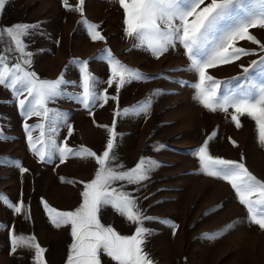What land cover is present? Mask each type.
I'll list each match as a JSON object with an SVG mask.
<instances>
[{
	"label": "rangeland",
	"instance_id": "1",
	"mask_svg": "<svg viewBox=\"0 0 264 264\" xmlns=\"http://www.w3.org/2000/svg\"><path fill=\"white\" fill-rule=\"evenodd\" d=\"M68 2L76 7L77 0ZM82 19L98 25L105 39L93 42L80 23ZM123 20V9L116 0H85L83 17L66 10L62 0H8L0 12V28L16 23L40 24L28 50L33 52L29 70L41 79L55 80L63 73L65 80L79 84V64L74 62L86 60L90 73L100 82L97 93L106 90L109 97L118 95V100L109 99L103 107L97 101L90 109L66 96L50 102L48 107L65 117L58 122L56 133L45 129L57 145L67 139L69 147H86L102 154L108 138L106 127L112 126L114 113L151 100L146 115L116 117L114 166L123 165L119 170L125 171L141 157L162 165L142 185H125L123 189L137 199L145 215L154 218L144 225L154 232L144 246L154 264H264V231L248 223L247 211L230 185L204 175L192 155L215 132L209 143L210 155L244 163L264 182V147L258 143L254 121L240 117L242 127L237 129L231 121L232 109L228 114L204 109L193 99L190 85L198 82V76L184 70L190 63L184 49L177 46L157 59L133 46V39L124 33ZM250 31L264 43V30ZM238 46L257 49L247 41L238 42ZM108 52L146 79L126 84L117 94L115 86L110 88L106 83L110 75ZM14 55H10V62H15ZM258 59L257 55H249L233 64L209 69V74L225 82L224 87H235V83L227 82L234 77L244 82L240 65L248 66ZM254 80L259 83L260 78ZM62 90L68 94L82 92V88L71 85ZM41 122L38 117L24 120L11 92L0 86V131L7 137L0 140V196L10 204L24 205L22 213H15L0 200V264H33L34 251H12L11 235L34 236L45 249L46 264H66L72 242L70 226L54 227L44 204L58 211L74 210L81 202L83 183L94 178L97 168L93 159L75 156L64 163H60L58 155L51 163L40 161L28 146L23 125ZM67 125L73 128L71 136ZM39 135V129L32 132L33 139ZM158 145L164 147L157 150ZM21 167L28 171L22 174ZM101 222L122 235L134 233L135 225L126 223L111 208L102 212ZM227 225L231 227L215 238H204L214 236ZM102 264L112 262L103 256Z\"/></svg>",
	"mask_w": 264,
	"mask_h": 264
},
{
	"label": "snow or ice",
	"instance_id": "2",
	"mask_svg": "<svg viewBox=\"0 0 264 264\" xmlns=\"http://www.w3.org/2000/svg\"><path fill=\"white\" fill-rule=\"evenodd\" d=\"M8 0H0V12ZM124 13V33L134 41V47H140L159 59L170 49L181 46L190 62L186 71L198 76V82L190 85L194 89L193 99L209 112H224L232 109L231 121L237 129L242 127L240 117L247 116L255 123L258 143L264 147V43L250 30H264V0H116ZM68 11L84 15L85 0H77L75 8L68 0H62ZM93 42L105 38L97 30L98 25L81 20ZM40 24L16 23L0 28V86L11 92L13 101L20 115L27 120L38 117L41 123L23 125L30 150L40 161L51 163L56 155L60 163L70 156L82 159H93L97 165L94 178L83 183L80 192L81 202L72 211H58L44 204L49 220L54 227L70 226L71 244L68 249L66 264H102L106 256L112 264H154L145 251L146 238L154 232L145 227V222H152L153 217L147 216L138 207L137 199L124 191L125 185H142L150 179V174L162 165L155 160L141 157L130 169L120 171L123 165L114 166L118 136L116 133V117H127L130 114H147L151 100L131 109L114 113L111 127H106L108 138L102 154L86 148L74 149L68 146L67 139L57 145L54 136L57 124L64 121V114L48 107L50 102L66 96L76 100L85 109H90L97 101L101 107L109 99L118 100L117 96L109 97L107 91L97 93L96 86L100 83L89 71L88 61H75L79 64L80 82L75 84L64 79V74L55 79H41L32 66L33 52L29 51V43L37 35ZM27 38V40H26ZM247 41L257 46L256 50H248L238 46V42ZM15 62H10V55ZM249 55L259 56L248 66L240 65L241 77H234L227 83H235V87H224L209 69L222 65L233 64ZM110 75L106 81L108 87L115 86L116 93L132 81L146 79L132 68L122 64L110 52L107 53ZM259 77V83L254 78ZM80 87L78 94L65 93L62 88L67 86ZM23 97V98H21ZM5 103H8L7 101ZM91 114V112H90ZM6 119V118H5ZM68 135L73 134L71 125H67ZM40 130L38 138L33 139L32 132ZM213 132L204 143L192 151L198 159L200 171L204 175L226 182L234 191L238 202L247 211V220L251 225L264 231V182L257 179L244 163L213 157L209 152V143L215 138ZM7 137L0 131V140ZM233 146L234 141H231ZM39 145V146H37ZM158 145L157 150L163 148ZM243 159V157H241ZM26 168L20 172L26 173ZM117 182H123L115 187ZM147 199V197H145ZM15 213H22L23 203L10 204L6 197L0 196ZM107 208L114 210L123 217L126 223L135 225L132 235H122L112 226L101 222V214ZM161 223H170L161 221ZM171 227H177L174 224ZM231 225L225 226L212 237L225 232ZM11 248L34 251L33 264H46L45 249L35 241L34 236L24 237L11 235Z\"/></svg>",
	"mask_w": 264,
	"mask_h": 264
}]
</instances>
